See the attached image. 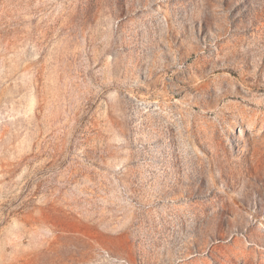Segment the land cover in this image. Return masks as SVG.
<instances>
[{"label":"rangeland","instance_id":"rangeland-1","mask_svg":"<svg viewBox=\"0 0 264 264\" xmlns=\"http://www.w3.org/2000/svg\"><path fill=\"white\" fill-rule=\"evenodd\" d=\"M0 264H264V0H0Z\"/></svg>","mask_w":264,"mask_h":264}]
</instances>
